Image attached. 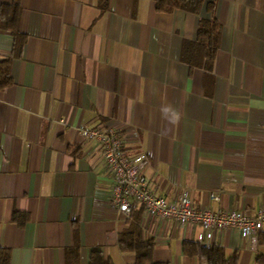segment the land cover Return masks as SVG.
<instances>
[{
  "label": "crops",
  "instance_id": "1",
  "mask_svg": "<svg viewBox=\"0 0 264 264\" xmlns=\"http://www.w3.org/2000/svg\"><path fill=\"white\" fill-rule=\"evenodd\" d=\"M213 4V12L206 11ZM221 25L209 71L182 60L200 17ZM0 249L7 264H135L118 238L128 216L110 202L98 142L112 127L142 157L149 188L195 208L264 210V0H204L199 15L153 0H0ZM215 193L218 201L210 194ZM156 264H208L219 246L236 264H264L262 229L242 238L141 213Z\"/></svg>",
  "mask_w": 264,
  "mask_h": 264
},
{
  "label": "built area",
  "instance_id": "2",
  "mask_svg": "<svg viewBox=\"0 0 264 264\" xmlns=\"http://www.w3.org/2000/svg\"><path fill=\"white\" fill-rule=\"evenodd\" d=\"M89 140H94L102 148L106 170L112 176L110 202L118 212L128 216L134 208H141L142 213L158 220L173 219L179 227L199 224L202 233L200 244L207 246L214 231L226 228L237 230L242 238H248L262 229L264 210L250 217L238 210L216 211L195 208L188 191H182L174 201L156 195L150 188L148 179L141 173L142 157H127L123 151V140L112 127L78 128ZM210 197L218 201L219 197L211 193Z\"/></svg>",
  "mask_w": 264,
  "mask_h": 264
},
{
  "label": "trees",
  "instance_id": "3",
  "mask_svg": "<svg viewBox=\"0 0 264 264\" xmlns=\"http://www.w3.org/2000/svg\"><path fill=\"white\" fill-rule=\"evenodd\" d=\"M157 11L172 12L182 10L199 15L204 0H153ZM102 10L107 8L108 0H98ZM213 4H206V11L213 12ZM221 25L215 17H200L195 41H188L184 45L182 60L191 67H200L209 71L218 48ZM5 71L0 72V76ZM4 75V74H3ZM7 73L1 79V85L8 83ZM141 208H134L128 215V228L118 238L120 249L132 251L136 256L135 264H156L152 258L154 244L141 234ZM264 238V236H263ZM207 257L208 264H236V255L226 257L224 250L219 246H208L202 250ZM8 254L0 249V264H7ZM89 264H111L104 258L98 248L90 251Z\"/></svg>",
  "mask_w": 264,
  "mask_h": 264
}]
</instances>
